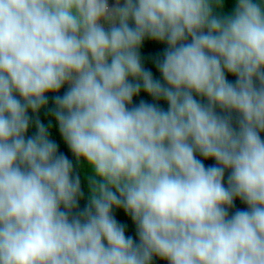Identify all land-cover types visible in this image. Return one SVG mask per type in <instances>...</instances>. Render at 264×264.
Segmentation results:
<instances>
[{
	"label": "clouds",
	"instance_id": "clouds-1",
	"mask_svg": "<svg viewBox=\"0 0 264 264\" xmlns=\"http://www.w3.org/2000/svg\"><path fill=\"white\" fill-rule=\"evenodd\" d=\"M262 134L264 0H0V264H264Z\"/></svg>",
	"mask_w": 264,
	"mask_h": 264
},
{
	"label": "trees",
	"instance_id": "trees-1",
	"mask_svg": "<svg viewBox=\"0 0 264 264\" xmlns=\"http://www.w3.org/2000/svg\"><path fill=\"white\" fill-rule=\"evenodd\" d=\"M163 49V45L159 44L157 42H153V41H145L142 49H141V55L142 58L144 59V65L145 67L150 70L155 77L158 76V72L156 71L154 65L151 63V58L160 54L162 52ZM229 80H232L233 77L228 76ZM140 99H144L145 101L151 102V98L147 97L143 92L140 93L139 97H134V103L138 102V100ZM160 106L161 107H166V104L163 101H160ZM31 131V129H30ZM264 135V134H262ZM57 140V144H58V150L61 152H64L66 155L69 156V158H71V154L70 152H68L67 148L65 145H63L60 141L58 136L55 137ZM204 163L207 164H211L213 163V161L211 160H207L204 161ZM83 182H82V188H83ZM85 200H81L80 201V207L83 208L84 204H85ZM234 207L235 208H244L246 207L244 204H242L239 200L234 201ZM114 215L115 218L117 220L118 223H121L125 226V235L126 236H132L133 240H136V236H135V226L132 223V221L130 220L129 217H127L126 215H124V213L122 211L119 210H114ZM152 264H165L164 261L159 260L158 258H153Z\"/></svg>",
	"mask_w": 264,
	"mask_h": 264
},
{
	"label": "rangeland",
	"instance_id": "rangeland-1",
	"mask_svg": "<svg viewBox=\"0 0 264 264\" xmlns=\"http://www.w3.org/2000/svg\"><path fill=\"white\" fill-rule=\"evenodd\" d=\"M234 5V0H224V10L229 11Z\"/></svg>",
	"mask_w": 264,
	"mask_h": 264
}]
</instances>
